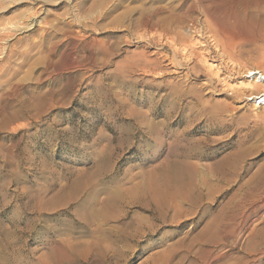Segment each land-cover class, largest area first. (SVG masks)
I'll return each mask as SVG.
<instances>
[{
	"label": "rangeland",
	"instance_id": "1",
	"mask_svg": "<svg viewBox=\"0 0 264 264\" xmlns=\"http://www.w3.org/2000/svg\"><path fill=\"white\" fill-rule=\"evenodd\" d=\"M260 27L264 0H0V264H264Z\"/></svg>",
	"mask_w": 264,
	"mask_h": 264
},
{
	"label": "bare ground",
	"instance_id": "2",
	"mask_svg": "<svg viewBox=\"0 0 264 264\" xmlns=\"http://www.w3.org/2000/svg\"><path fill=\"white\" fill-rule=\"evenodd\" d=\"M258 19V18H257ZM259 20V19H258ZM260 21V20H259ZM249 24V22H247ZM250 25V24H249ZM262 29V32H264V29L262 27H260ZM259 30V29H258ZM230 33H225V37L226 39L229 37ZM256 35V34H255ZM164 37V36H163ZM253 37V36H252ZM235 41V38H232ZM258 39L264 40V36H259ZM213 42V41H212ZM198 43V42H197ZM233 43V42H232ZM172 45V44H171ZM172 47V46H171ZM176 48V47H175ZM173 49V48H171ZM175 51V50H174ZM184 52V51H183ZM189 52V51H188ZM202 56V55H201ZM188 57V56H187ZM197 58V57H196ZM227 58V57H226ZM231 58V57H230ZM197 60V59H196ZM231 63V62H230ZM236 63V62H235ZM235 66V65H234ZM232 68V67H231ZM212 69V68H211ZM244 69V68H243ZM245 70V69H244ZM247 70V69H246ZM216 71V70H215ZM248 71V70H247ZM248 73V72H247ZM245 75V74H244ZM249 77V81L242 83L243 85L239 86L237 88H235V90H238V92L240 93V96H244L245 97H253L254 102L257 103L256 105H260V104H264V70L260 69V70H255L252 71L251 69L249 70L248 76ZM240 83V82H239ZM230 85V84H229ZM230 87V86H229ZM232 89V88H230ZM248 99V98H247ZM259 100V101H258ZM260 116L264 117V114H260ZM245 153L244 151L240 152L237 156H236V161L233 162V165L238 164V161L241 160L242 157H245ZM231 164V163H230ZM232 165V166H233ZM233 167H231L232 169ZM235 171V170H234ZM235 174H239L238 172H234ZM235 176V175H234ZM264 177V165L259 169V171L253 176L252 181H255L256 179L259 180V178ZM263 179V178H262ZM251 181V182H252ZM262 182V181H261ZM264 182V180H263ZM260 183V182H259ZM259 183H252V184H256L255 186H250L251 188L253 187H259ZM261 185V184H260ZM264 185V183H263Z\"/></svg>",
	"mask_w": 264,
	"mask_h": 264
}]
</instances>
